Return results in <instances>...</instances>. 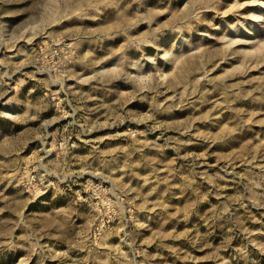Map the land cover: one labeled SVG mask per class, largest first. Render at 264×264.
<instances>
[{
  "label": "rangeland",
  "instance_id": "374dc122",
  "mask_svg": "<svg viewBox=\"0 0 264 264\" xmlns=\"http://www.w3.org/2000/svg\"><path fill=\"white\" fill-rule=\"evenodd\" d=\"M0 264H264V0H0Z\"/></svg>",
  "mask_w": 264,
  "mask_h": 264
},
{
  "label": "bare ground",
  "instance_id": "6f19581e",
  "mask_svg": "<svg viewBox=\"0 0 264 264\" xmlns=\"http://www.w3.org/2000/svg\"><path fill=\"white\" fill-rule=\"evenodd\" d=\"M84 1V0H83ZM101 2V1H100ZM104 2H105V0H104ZM80 5V4H79ZM101 6V5H100ZM103 7V6H102ZM100 17V16H99ZM105 17V16H104ZM111 17V16H110ZM109 17V18H110ZM112 17H113V15H112ZM98 18V17H97ZM109 18H107V19H109ZM101 19H103V18H101ZM105 20H107L106 19V17L104 18ZM98 20H100V19H98ZM112 20V19H111ZM95 21V20H94ZM103 22V21H102ZM100 24V23H99ZM103 23H101V25H102ZM112 24V23H111ZM98 25V24H97ZM97 25H95V26H97ZM100 26V25H99ZM110 26V25H109ZM106 28V30H107V27H105ZM109 28V27H108ZM102 31H103V28H102ZM105 31V30H104Z\"/></svg>",
  "mask_w": 264,
  "mask_h": 264
}]
</instances>
